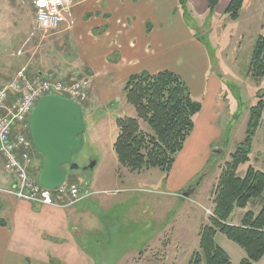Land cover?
I'll return each instance as SVG.
<instances>
[{
    "label": "rangeland",
    "instance_id": "374dc122",
    "mask_svg": "<svg viewBox=\"0 0 264 264\" xmlns=\"http://www.w3.org/2000/svg\"><path fill=\"white\" fill-rule=\"evenodd\" d=\"M33 1L0 0V87L8 84L20 69L30 73L41 69V55L52 56L43 61L49 67L62 58L59 73L66 69L64 61L78 62L73 55L75 45L61 31L64 21L52 31L35 26ZM229 1L219 0L211 13L206 0L176 2L177 15L205 49L206 58L195 65L216 76L225 103L218 120L221 133L213 142L221 150L212 151L203 169L190 179L189 185L196 188L190 197L183 196L188 185L171 191L165 179L167 174L158 168L130 172L115 166V118H135L136 112L126 102L123 91L105 106L89 99L88 87L87 96L80 103L85 128L82 144L71 155L65 182H78L86 191H98L78 205L83 208L80 212L86 213L82 220L88 232L80 243L95 264H188L190 255L197 250L199 230L210 223L220 169L245 137L249 108L257 103L258 91L264 93V77L255 79L246 74L258 37L264 39V0H245L235 20L225 12ZM187 44L185 41L182 48ZM18 50L20 55L16 54ZM82 64L67 69L68 79L64 77L66 72L52 76L65 81L86 77ZM140 126L148 130L142 121ZM31 150L36 164L39 160L43 164V156L34 146ZM249 166L264 172V114L252 140L249 161L239 165L237 176L243 177ZM115 189V193L102 192ZM87 202L94 203L93 207L85 208ZM247 209L257 212L258 203L245 209L235 208L227 222L239 224ZM214 240L228 254L230 264H239L245 256L244 250L221 232L216 233ZM257 264H264V255Z\"/></svg>",
    "mask_w": 264,
    "mask_h": 264
},
{
    "label": "crops",
    "instance_id": "0c3cea01",
    "mask_svg": "<svg viewBox=\"0 0 264 264\" xmlns=\"http://www.w3.org/2000/svg\"><path fill=\"white\" fill-rule=\"evenodd\" d=\"M176 2L76 0L61 30L75 45L76 64L84 65L89 99L93 103L109 105L119 97L130 75L160 70L178 74L189 86L192 96L201 102L193 130L167 174L166 183L171 191H180L189 185L193 175L206 165L208 155L221 150L213 146V142L221 133L218 120L225 106L216 76L208 75L207 70L195 65L206 58L205 49L177 15ZM185 41L188 44L182 48ZM41 56V69L32 74L62 76L66 72L64 77L68 79L70 71L67 69L79 67L73 66L76 64L72 61H64L66 69L59 73L58 63L62 58H57L49 67L43 61L52 56ZM114 159L118 166L116 157ZM38 163L40 166L34 161L35 172L40 171L41 160ZM12 181V174L5 170L0 156V188L9 187ZM80 188L86 191L81 185ZM86 197L77 205L58 208L33 204L0 192V264H95L80 243L88 232L82 220L86 213L80 212L83 208L78 205L87 201L89 197ZM93 204L87 202L85 208Z\"/></svg>",
    "mask_w": 264,
    "mask_h": 264
},
{
    "label": "trees",
    "instance_id": "16d2710c",
    "mask_svg": "<svg viewBox=\"0 0 264 264\" xmlns=\"http://www.w3.org/2000/svg\"><path fill=\"white\" fill-rule=\"evenodd\" d=\"M177 1L184 3V0ZM206 1L208 12H213L219 0ZM244 1H229L225 12L232 20L239 17ZM246 74L255 79L264 77L262 36L254 45ZM122 91L136 117L115 118L117 134L112 149L118 165L130 172L158 168L168 174L193 130L201 102L192 96L187 83L170 70L132 74ZM257 96V103L249 108L243 141L220 169L213 191L210 223L201 226L198 248L190 255L188 264H230L228 254L215 243L217 232L244 250L245 256L239 264H257L264 255V172L249 166L243 177L236 174L239 165L249 161L252 140L264 114V93L258 91ZM140 121L148 130L141 128ZM255 202L259 206L257 212L247 209L239 224L227 222L235 208L245 209Z\"/></svg>",
    "mask_w": 264,
    "mask_h": 264
},
{
    "label": "built area",
    "instance_id": "2783aa9c",
    "mask_svg": "<svg viewBox=\"0 0 264 264\" xmlns=\"http://www.w3.org/2000/svg\"><path fill=\"white\" fill-rule=\"evenodd\" d=\"M35 26L38 30L52 31L65 21L73 0H34ZM17 55L21 54L18 50ZM85 77L65 81L51 74H32L18 70L14 78L0 87V156L6 171L12 174L9 187L0 192L38 205L69 208L86 196L98 191L82 192L78 183L63 182L56 188L40 185L31 155L29 118L37 102L45 95L58 94L81 103L87 96ZM115 190L102 192L115 193Z\"/></svg>",
    "mask_w": 264,
    "mask_h": 264
},
{
    "label": "water",
    "instance_id": "95a60500",
    "mask_svg": "<svg viewBox=\"0 0 264 264\" xmlns=\"http://www.w3.org/2000/svg\"><path fill=\"white\" fill-rule=\"evenodd\" d=\"M84 131L82 110L74 100L48 94L38 101L29 118V134L34 148L44 156L38 174L41 186L56 188L64 182L67 175L64 165L70 163L72 153L80 148ZM195 189L188 185L183 196L190 197Z\"/></svg>",
    "mask_w": 264,
    "mask_h": 264
},
{
    "label": "flooded vegetation",
    "instance_id": "af4514ba",
    "mask_svg": "<svg viewBox=\"0 0 264 264\" xmlns=\"http://www.w3.org/2000/svg\"><path fill=\"white\" fill-rule=\"evenodd\" d=\"M69 164L70 163L64 165V167L66 168L67 172H68V168H69L68 166H69Z\"/></svg>",
    "mask_w": 264,
    "mask_h": 264
}]
</instances>
